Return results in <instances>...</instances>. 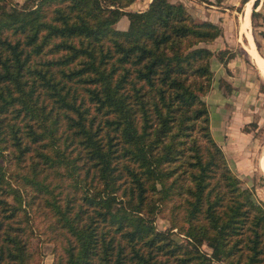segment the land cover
I'll list each match as a JSON object with an SVG mask.
<instances>
[{
    "label": "trees",
    "instance_id": "obj_1",
    "mask_svg": "<svg viewBox=\"0 0 264 264\" xmlns=\"http://www.w3.org/2000/svg\"><path fill=\"white\" fill-rule=\"evenodd\" d=\"M134 1L0 2V264H31L35 207L52 264H264V199L203 98L222 28Z\"/></svg>",
    "mask_w": 264,
    "mask_h": 264
},
{
    "label": "rangeland",
    "instance_id": "obj_2",
    "mask_svg": "<svg viewBox=\"0 0 264 264\" xmlns=\"http://www.w3.org/2000/svg\"><path fill=\"white\" fill-rule=\"evenodd\" d=\"M26 1L0 0L8 6L22 5ZM150 1L135 0L126 9L143 10ZM171 1L184 3L198 21L209 20L200 18L202 9L210 11L213 8L218 12H225L219 13L222 15L220 20L213 22L222 28L220 39L216 42L223 43L224 40L227 44L213 51L212 85L203 98L210 110L212 133L224 149L232 169L242 178L243 186L252 188L257 197L264 199V174L259 163L264 149V79L258 61L247 50L249 40L246 35L243 38L241 31V24L246 19L251 25L250 34L256 47L258 49L259 45L258 51L264 56V0H258L256 7L253 0L252 13L253 10L256 11L253 15L251 13V18L244 16L249 0ZM192 6L200 8V12L196 14L192 11ZM128 25V15H123L116 23V27L120 29H126ZM206 44L208 42H202V45ZM31 214L34 224L31 264H52L55 248L54 242L50 240L52 231L49 223L52 216L48 211L36 207L31 209ZM154 222L159 229L170 227L168 209L159 210ZM183 236L178 235L179 238H184ZM202 247L207 252H212V247L208 244L205 243ZM214 264L226 263L217 260Z\"/></svg>",
    "mask_w": 264,
    "mask_h": 264
},
{
    "label": "crops",
    "instance_id": "obj_3",
    "mask_svg": "<svg viewBox=\"0 0 264 264\" xmlns=\"http://www.w3.org/2000/svg\"><path fill=\"white\" fill-rule=\"evenodd\" d=\"M252 1V3H253V0H251ZM250 0L246 3V5L249 3V2H251ZM190 2H194L193 0H190ZM199 5V4H198ZM253 5V4H252ZM252 5H251V7H250V10H247V12L246 13H244V16H245V18H251V13H252ZM191 9H192V11L194 10L195 11V13L197 14L198 12H200V8H195V7H191ZM219 13H225V12H218L216 9H210V11L209 10H204V9H202L201 10V12H200V18H202V19H209V20H212V21H219L220 20V17H222V15L221 14H219ZM226 17H227V15H226ZM242 24H244V26H245V29H244V31H242L243 32V35H246L247 36V39H248V31H250V29H251V25H249L248 24V21L246 20V19H244L243 20V22H242ZM241 24V25H242ZM242 27V26H241ZM220 36L221 35H219L218 37H216L213 41H211V42H208V44H206L207 46H209L213 51H214V49L215 48H217V47H224V46H226V42L224 41V40H222L223 41V43H217L216 41L218 40V39H220ZM243 38H244V36H243ZM255 42V41H254ZM256 45V44H255Z\"/></svg>",
    "mask_w": 264,
    "mask_h": 264
},
{
    "label": "bare ground",
    "instance_id": "obj_4",
    "mask_svg": "<svg viewBox=\"0 0 264 264\" xmlns=\"http://www.w3.org/2000/svg\"><path fill=\"white\" fill-rule=\"evenodd\" d=\"M251 5H252V1L247 4V10H250ZM241 26H242V31H244V29H245L244 24H242ZM248 40H249V42L247 43V50L250 53V55H252V57L258 61L260 73L264 79V56L259 53V51L255 45L254 39L250 34V31H248ZM259 161H260L259 163H260L262 172L264 174V149H263V153H262V156L260 157Z\"/></svg>",
    "mask_w": 264,
    "mask_h": 264
}]
</instances>
